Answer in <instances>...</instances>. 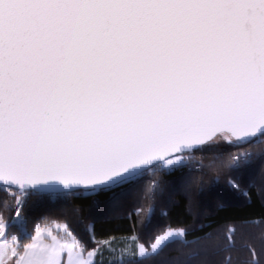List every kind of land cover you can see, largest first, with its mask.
I'll use <instances>...</instances> for the list:
<instances>
[{"label": "snow or ice", "instance_id": "1", "mask_svg": "<svg viewBox=\"0 0 264 264\" xmlns=\"http://www.w3.org/2000/svg\"><path fill=\"white\" fill-rule=\"evenodd\" d=\"M259 145L264 0H0V264H154L170 246L180 254L200 238L167 226L148 246L130 237V259L122 251L106 261L115 238L96 239L95 215L83 232L67 221L29 231L21 210L34 196L91 199L105 214L139 189L154 200L160 175L179 174L173 189L191 183L204 159L240 174L264 159L251 151ZM226 186L240 191L235 176ZM147 211L145 227L154 206ZM235 231L214 255L235 247ZM246 246L248 264H261ZM206 256L166 264H208Z\"/></svg>", "mask_w": 264, "mask_h": 264}, {"label": "trees", "instance_id": "2", "mask_svg": "<svg viewBox=\"0 0 264 264\" xmlns=\"http://www.w3.org/2000/svg\"><path fill=\"white\" fill-rule=\"evenodd\" d=\"M263 147L260 145V148ZM224 160L226 165L227 155ZM207 164L208 159H205L203 171L193 173L191 183L176 184L174 189L169 181H175L179 174L160 175L155 179H158L162 191L154 200L146 198L143 190L139 189L105 214L93 212L90 207L91 199L74 200L71 201V205H65L50 199L41 201L33 196L24 208L29 221L28 229L31 231L35 224L48 225L54 224L52 222L55 221L62 225L67 221L78 232H83L93 223L95 215L96 239L106 240L109 236L114 237L112 247L116 250V254H120L122 251L125 253L122 241L129 240L135 235L139 243L148 246L158 231L171 226L186 229L189 240L200 239L190 248L183 249L180 254L170 246L154 264H166L169 259L177 255L182 259L186 258L192 251L199 252L201 259L205 258L206 253L208 264H219L221 259H230L232 264H248L252 256L246 246L247 243L254 245L257 258L261 260V264H264V243L259 240L260 235L264 234V159H253L248 168L242 165L240 174L231 172L227 166L210 169ZM233 176L240 183L238 192L229 190L226 186L227 179ZM214 181H218V184H214ZM221 203L224 207H220ZM72 206L79 207L81 209L79 213H74ZM150 206H154V215L151 226L145 227L148 222L147 210ZM137 207L142 209L139 216L135 214ZM4 215L9 217L13 212H4ZM45 220L49 223L43 224ZM229 228L236 229L233 234L235 247L219 256L214 255V251L223 247L227 240ZM209 233L212 234L211 238H205ZM88 247L91 250L96 245L89 244ZM118 257L119 255H115L106 261ZM124 258L130 259L131 256Z\"/></svg>", "mask_w": 264, "mask_h": 264}, {"label": "crops", "instance_id": "3", "mask_svg": "<svg viewBox=\"0 0 264 264\" xmlns=\"http://www.w3.org/2000/svg\"><path fill=\"white\" fill-rule=\"evenodd\" d=\"M50 226H53V227H56V224H49ZM48 225V226H49ZM61 235H63V232H61ZM123 243V246H125V248H124V251H130V252H132V253H135L136 252V241H133V240H131V239H129V240H124V241H122ZM127 248V249H126ZM126 249V250H125ZM121 254V253H120ZM120 254L118 253V254H116V252H113V253H108V252H105V256H104V259L106 260V259H109L110 257H113V256H115V255H119L120 256ZM124 254V257H128V256H130L129 254H125V253H123ZM133 256V255H132ZM131 256V257H132Z\"/></svg>", "mask_w": 264, "mask_h": 264}, {"label": "built area", "instance_id": "4", "mask_svg": "<svg viewBox=\"0 0 264 264\" xmlns=\"http://www.w3.org/2000/svg\"><path fill=\"white\" fill-rule=\"evenodd\" d=\"M251 151L254 153V154H258V153H261V152H264V147L263 148H260V145L257 146V147H254L251 149ZM254 159H256L254 157ZM203 164H205V159L202 161ZM201 163V159L199 157V154H197V158L195 160L192 161V164L193 166L195 167L197 164ZM31 197L27 199V201L25 202L24 204V207L22 208V214L26 216L25 212H24V208L26 207L27 203L30 201ZM13 215H14V212H13ZM27 217V216H26Z\"/></svg>", "mask_w": 264, "mask_h": 264}, {"label": "rangeland", "instance_id": "5", "mask_svg": "<svg viewBox=\"0 0 264 264\" xmlns=\"http://www.w3.org/2000/svg\"><path fill=\"white\" fill-rule=\"evenodd\" d=\"M264 146V145H263ZM49 225V224H48ZM48 225H42L43 227H52L53 228V231L55 232V229H56V227H53V226H48ZM119 246V248L121 249V247H120V245H118ZM124 248H125V246H123ZM127 249V248H126ZM125 249V250H126ZM116 251V250H115ZM120 252V251H119ZM125 254H129L130 256H132L134 253H132V252H130V251H125Z\"/></svg>", "mask_w": 264, "mask_h": 264}]
</instances>
